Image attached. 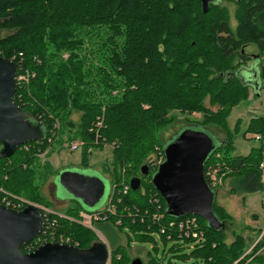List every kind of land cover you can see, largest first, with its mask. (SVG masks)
<instances>
[{"label": "trees", "instance_id": "trees-1", "mask_svg": "<svg viewBox=\"0 0 264 264\" xmlns=\"http://www.w3.org/2000/svg\"><path fill=\"white\" fill-rule=\"evenodd\" d=\"M227 1L235 5L234 28L229 9L220 2L210 3L203 13L200 0H0V56L12 60L17 73L25 69L34 73L28 92L16 86L13 99L30 121L44 129L40 146L47 144L56 121L74 126L68 116L76 111L77 135L92 141L98 133V142L112 145L113 187L107 205L113 212L96 222L110 231V264H130L127 248L120 243L122 233L127 246L151 240L155 234L166 243L170 236L167 249L181 260L264 264V237L256 238L261 228L248 244L239 233L228 242L225 223L230 214L214 199L213 213L224 228L214 230L197 216L200 240L184 239L177 222L186 216L168 215L151 183L157 168L154 161L164 159L158 132L173 121L171 111H180L200 113V119L191 124L215 126L226 136L204 163L210 188L206 167L218 164L230 193L243 196L264 189L259 169L264 117H252L247 124L246 131L261 138L246 154L232 153L233 133L227 122L231 109L247 97L249 87L238 74L249 58L246 46L254 45L257 57L264 58V0ZM90 44L103 49L93 54ZM258 73L264 80V64ZM205 99L216 109L207 108ZM155 146L160 148L155 151ZM32 151L17 149L10 157H0V188L52 208L33 180ZM143 164L148 166L144 176L140 173ZM132 176L140 178V187L123 193L121 188ZM81 210L69 208L62 214L78 219ZM157 215L161 216L158 220ZM50 219L56 220L55 234L68 237L79 248L96 241L91 229L79 223L56 215ZM170 221L173 226L168 225ZM35 241L21 244L20 250H33L40 244ZM156 255H150L147 264H176L166 261L165 254Z\"/></svg>", "mask_w": 264, "mask_h": 264}, {"label": "water", "instance_id": "water-1", "mask_svg": "<svg viewBox=\"0 0 264 264\" xmlns=\"http://www.w3.org/2000/svg\"><path fill=\"white\" fill-rule=\"evenodd\" d=\"M219 0H200L201 10L207 12L210 3ZM255 71V70H254ZM16 64L0 56V157H10L20 145L41 141L45 137L40 123L30 121L14 101ZM256 75V74H255ZM252 84L258 93L257 75ZM254 80V81H253ZM212 138L203 130L185 128L163 148L164 159L151 176V183L166 205V213L181 217L196 215L203 218L208 227L219 230L224 223L213 213L214 192L204 178V163L215 149ZM140 173L148 174L147 164ZM57 184L72 198L86 207H93L104 193V183L97 177L63 170L57 176ZM131 190L140 187V178L132 176L128 181ZM44 225L38 205L29 203L21 210L0 204V264H104L108 247L101 240L87 248L59 242H44L29 252L20 250L36 238ZM130 264H142L135 257Z\"/></svg>", "mask_w": 264, "mask_h": 264}, {"label": "rangeland", "instance_id": "rangeland-1", "mask_svg": "<svg viewBox=\"0 0 264 264\" xmlns=\"http://www.w3.org/2000/svg\"><path fill=\"white\" fill-rule=\"evenodd\" d=\"M219 2L229 9L230 26L234 28L236 25L234 3L227 0H219ZM88 49L93 54H98L103 47H99L98 44H90ZM245 51L248 53L249 58L245 60V64H241L242 68L238 74L244 80H251L253 78L251 77L250 71L255 70L258 74L259 67L264 64V58L257 57V48L252 44L247 45ZM93 59L96 61L97 57H94ZM29 72L31 73V71ZM29 81L19 87L20 92H28ZM258 81L260 86L257 91L259 94H255L256 90L252 84L248 85L249 88L246 99L234 106L227 116L229 128L233 133L231 142L233 145L232 153L234 154H246L251 147L259 144V139L255 138L256 133L246 131L247 124L252 117H264V80L258 78ZM21 94L22 93L18 94L19 99L21 98ZM204 104L211 110L216 109V106L210 105L207 99H205ZM171 114L174 117L173 121L165 127H162L158 132V137L163 144V148L185 128L203 130L212 138L215 146L226 139L225 134L215 126L202 128L191 124V121L200 119V113L187 114L180 111H171ZM27 117L29 118V115ZM68 119L73 122L74 126H66L62 122L60 123L59 121H56L57 128H51L50 135L46 138V145L40 146L42 140L39 144H30L27 152L33 150L32 152L34 153L31 160V168H33V173L35 175L33 180L40 186L41 193L52 202L51 209L57 212L62 213L67 209L74 207H78L87 212L102 210L106 208L108 204V199L113 187L112 176L109 171L112 158V145L106 142H98V133H93L94 136L92 141L83 140L77 135L74 129L75 125L79 122V113L77 111L72 112L68 116ZM94 139L96 140L94 141ZM74 144L77 145V148L72 150L71 146ZM159 148V146H155V151ZM154 152H152V154ZM151 158L155 159L156 157L153 155ZM63 170H72L84 174L86 177H97L103 181L104 193L95 206H84L80 200L72 198L70 194L60 188L56 180L59 172ZM225 172L226 170L223 171V173ZM220 179L221 182L213 188V192L215 202L223 206L230 214V220L225 223L227 241H231L233 235L236 233L243 235L246 244L256 238L260 239L261 235L264 237V189L253 193H247L242 196L240 194L230 193L227 180L223 181L222 177H220ZM28 201L32 204H36L30 200ZM82 210L81 212H83ZM81 212L79 214H81ZM197 223L200 226V229H202L200 222L197 221ZM93 227L95 229H91V231L94 234L95 240L99 238L98 234H100V238L109 246L110 243H108L109 241L107 238L110 231L104 230L99 223H93ZM260 228L262 231L259 236L256 237L257 231ZM114 229L118 232L116 225L114 226ZM120 243L126 246L130 261L135 257H139L142 260V264H147L150 255L153 256L157 254L156 256H159L165 254L164 257L166 258V261L170 259L171 262L176 264H203L202 262L195 261L193 258L181 260L180 258L173 256L167 249L170 243H164L158 234H155L154 238L151 240L136 242L132 243L131 246H127L126 238L122 233L120 235ZM255 243L256 241L253 245ZM153 246H156L157 250H154ZM189 250L190 248L187 252ZM261 251L264 254V247ZM148 252H150V254H148Z\"/></svg>", "mask_w": 264, "mask_h": 264}, {"label": "built area", "instance_id": "built-area-1", "mask_svg": "<svg viewBox=\"0 0 264 264\" xmlns=\"http://www.w3.org/2000/svg\"><path fill=\"white\" fill-rule=\"evenodd\" d=\"M34 76V73H30L29 70L25 69L24 71H20L19 73H17L16 70V74H15V83L16 86L20 87L24 84H26L29 79L31 77ZM57 123V122H56ZM53 124V127L55 129V127L57 128V125ZM101 122L98 121L96 123V125H100ZM256 139H260L261 135L260 134H256L255 135ZM34 143H40V141L34 142ZM30 143H25L23 145H20L18 147V149L20 150H24L27 151L28 148L30 147ZM77 148V145L74 144L71 146L72 150H75ZM164 156V155H163ZM161 158H157L156 161H154L155 164H157V166L161 163ZM259 169L261 171V175H262V181L264 183V156L259 164ZM219 167L218 164L217 165H210L207 167L205 174L207 177V180L209 182V184L211 185V188L216 187V185L218 183L221 182L220 177H222L221 174H219ZM129 185L128 184H124L123 187L121 188V191L123 193H126L128 191ZM30 202L24 198L21 197H17L15 195H12L8 192H6L5 190H3L2 188H0V204L4 205L8 208L11 209H16V210H21L22 208H24L27 204H29ZM43 219H44V225L43 228L40 232V234L36 237V241L35 244H41L44 242H59V243H68V244H72L69 241V238L66 236H63L61 234L56 235L55 231L53 230L54 226L56 225V220L55 219H50V215H56L59 218H65L69 221H73L76 223H79L89 229H95L93 227V223H96L98 221L104 220L106 219L107 215L109 213L113 212V207L107 205L106 208L99 210V211H95V212H87V211H83L80 214V217L78 219H73L71 217H68L64 214H62L61 212H57L51 208H47V207H43V206H39ZM158 216V215H157ZM197 216L196 215H186V217L184 219H180L177 222V227L179 230H181V235H183L184 239H188V240H192L194 239V242H198L202 236V231L200 229V226L197 223ZM161 216H158L157 220L160 219ZM169 226H173L174 225V221H170ZM165 229L163 227L160 228V233H164ZM99 235L98 240H101L103 242H105L103 239H101V235ZM183 238L180 239V242L183 243ZM169 240V242H171V238L170 236H168L167 238ZM106 243V242H105ZM76 246L75 244H72ZM108 247V256L107 259L105 261L104 264H110V252H109V246L108 244H106Z\"/></svg>", "mask_w": 264, "mask_h": 264}, {"label": "flooded vegetation", "instance_id": "flooded-vegetation-1", "mask_svg": "<svg viewBox=\"0 0 264 264\" xmlns=\"http://www.w3.org/2000/svg\"><path fill=\"white\" fill-rule=\"evenodd\" d=\"M250 72H251V77H254V75L256 74L257 77L260 78V77H259V73L257 74L256 71L251 70ZM256 75H255V76H256ZM245 81H247V82H248V81H252V79H251V80L248 79V80H245ZM253 81H254V80H253Z\"/></svg>", "mask_w": 264, "mask_h": 264}]
</instances>
